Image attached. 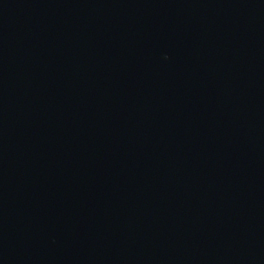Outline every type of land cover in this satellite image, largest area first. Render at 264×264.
I'll return each instance as SVG.
<instances>
[{
    "label": "water",
    "instance_id": "95a60500",
    "mask_svg": "<svg viewBox=\"0 0 264 264\" xmlns=\"http://www.w3.org/2000/svg\"><path fill=\"white\" fill-rule=\"evenodd\" d=\"M0 264H264V0H0Z\"/></svg>",
    "mask_w": 264,
    "mask_h": 264
}]
</instances>
